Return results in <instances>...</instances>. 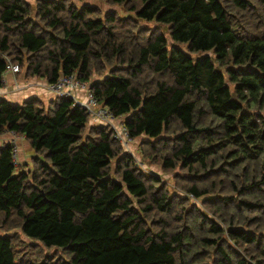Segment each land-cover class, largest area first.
I'll return each instance as SVG.
<instances>
[{
	"label": "trees",
	"instance_id": "1",
	"mask_svg": "<svg viewBox=\"0 0 264 264\" xmlns=\"http://www.w3.org/2000/svg\"><path fill=\"white\" fill-rule=\"evenodd\" d=\"M105 1L0 0V86L74 74L174 190L72 97L0 98V264H264V0Z\"/></svg>",
	"mask_w": 264,
	"mask_h": 264
},
{
	"label": "built area",
	"instance_id": "2",
	"mask_svg": "<svg viewBox=\"0 0 264 264\" xmlns=\"http://www.w3.org/2000/svg\"><path fill=\"white\" fill-rule=\"evenodd\" d=\"M7 69L8 71L16 72L19 69V65L16 63H10L7 65ZM48 83L49 88L58 96L72 97L74 103L82 105L88 111L90 121L94 122V124L106 123L110 125L114 130V137L120 141L121 144L124 145L133 138L130 136L123 122L120 123L119 126L114 124V120L117 116L99 102L90 90L88 83L79 81L74 74H63L57 81ZM80 90H84L85 98H81L78 95ZM11 141L14 143L13 153L15 160L18 162V145L15 143L14 139ZM136 160L138 165H141L142 160H138L137 158Z\"/></svg>",
	"mask_w": 264,
	"mask_h": 264
},
{
	"label": "rangeland",
	"instance_id": "3",
	"mask_svg": "<svg viewBox=\"0 0 264 264\" xmlns=\"http://www.w3.org/2000/svg\"><path fill=\"white\" fill-rule=\"evenodd\" d=\"M73 1L76 2L78 5H82V4L97 5L101 9V15H103L104 13L109 12V11H115L118 16H126L128 14L134 15V12H127L125 10L124 6L122 4H119V3H109L105 0H73ZM29 2L34 3L35 0H29ZM149 25L152 26L154 24L152 23V21H149ZM162 31L166 35H168V29L166 27H164L163 25H162ZM94 78H95V76H94ZM123 120H124V117L117 116L116 119L114 120V124L119 126L120 123L123 122ZM89 123H94V122L89 121ZM144 138H146V136H144V135H140L138 137H133L126 144H124V145L121 144V145L125 151L132 153L134 156H136V158L138 160H143V157L141 156L140 149H139V143L142 140H144ZM33 154H34V151L32 152V154H29L26 157V160H24V161H26L25 163L20 161L19 163L21 165L20 166L18 165L17 169H19L20 167H23V168L27 167V165H29V167H31L32 163H31L30 157ZM141 167L147 171L153 170V171H156L157 173H159L161 175V177L168 182L169 186H171V190H174V186H175L174 175H175V171H177V170H173L172 172L163 171L162 169H160L157 166H154L150 163L148 164V162H146V161L141 163ZM24 169H28V168H24ZM195 201H197L199 204H201L199 199H196ZM5 231H8L9 233H13L14 231H16V229H11V230H1L0 229V232H5ZM20 236L23 237V239L25 240L24 243L30 244L28 247L23 246L21 252H23L25 254L32 253V254H37L38 256H41V257H44V255L45 256L46 255L58 256L60 254L61 250L57 249L56 246L48 247V246H45L44 244H42L41 241H39V240L29 239V238L25 237L23 234H21Z\"/></svg>",
	"mask_w": 264,
	"mask_h": 264
},
{
	"label": "crops",
	"instance_id": "4",
	"mask_svg": "<svg viewBox=\"0 0 264 264\" xmlns=\"http://www.w3.org/2000/svg\"><path fill=\"white\" fill-rule=\"evenodd\" d=\"M4 83L0 86V98H6L12 102L22 103L23 101L38 97L43 101H49L57 94L48 86V82L41 77H26L25 75L12 71H7L4 74ZM78 95L85 98L84 90H80ZM18 145V162H26V157L32 154L33 150L29 147L24 136L13 132H5L0 135V145L6 141L13 140ZM21 162V163H22Z\"/></svg>",
	"mask_w": 264,
	"mask_h": 264
}]
</instances>
